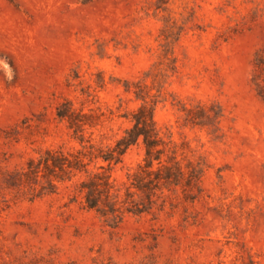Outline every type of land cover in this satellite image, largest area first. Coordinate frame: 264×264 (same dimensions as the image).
Masks as SVG:
<instances>
[{"label":"rangeland","instance_id":"1","mask_svg":"<svg viewBox=\"0 0 264 264\" xmlns=\"http://www.w3.org/2000/svg\"><path fill=\"white\" fill-rule=\"evenodd\" d=\"M0 58V264H264V0H0ZM140 106L198 184L122 217L84 205L85 172L9 184L48 148L114 143ZM144 155L88 167L122 199Z\"/></svg>","mask_w":264,"mask_h":264},{"label":"trees","instance_id":"2","mask_svg":"<svg viewBox=\"0 0 264 264\" xmlns=\"http://www.w3.org/2000/svg\"><path fill=\"white\" fill-rule=\"evenodd\" d=\"M58 115L66 119L70 127L79 130L88 121V113L77 111L69 102L65 101L58 106ZM132 124L114 143L106 146L96 143H84L82 148L73 152H64L59 149L48 148L43 151L38 160L31 159L27 167L15 172L11 185H19L33 180L40 174L43 167V177L48 181V186H43V194L54 192L58 180L72 179L73 175L85 172L87 177L79 182V190L83 194V203L90 209H96L104 215L122 217L125 213H142L149 211L155 201L157 191L164 187H172L179 184L194 186L198 184L201 170L193 163L189 164L188 174L183 168L177 155L166 153L165 141L156 126L153 112L145 106H140L132 112L130 117ZM143 143L145 155L138 163L137 169L129 174L130 185L121 199L114 188L109 174L101 170H89V163L102 159L118 162L133 145ZM88 159V160H87ZM105 165H99L104 168ZM20 175V177H17ZM186 175V176H185ZM41 194V193H40ZM135 194L139 196L136 197ZM67 264H75L68 262Z\"/></svg>","mask_w":264,"mask_h":264},{"label":"clouds","instance_id":"3","mask_svg":"<svg viewBox=\"0 0 264 264\" xmlns=\"http://www.w3.org/2000/svg\"><path fill=\"white\" fill-rule=\"evenodd\" d=\"M0 70L4 72L6 80L11 83L15 77V72L7 58H0Z\"/></svg>","mask_w":264,"mask_h":264}]
</instances>
